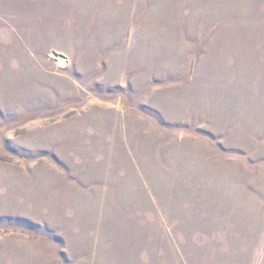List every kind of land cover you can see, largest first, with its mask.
<instances>
[{
    "label": "rangeland",
    "instance_id": "obj_1",
    "mask_svg": "<svg viewBox=\"0 0 264 264\" xmlns=\"http://www.w3.org/2000/svg\"><path fill=\"white\" fill-rule=\"evenodd\" d=\"M0 264H264V0H0Z\"/></svg>",
    "mask_w": 264,
    "mask_h": 264
}]
</instances>
